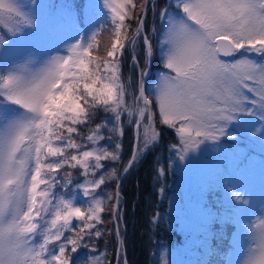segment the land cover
<instances>
[{"label":"snow or ice","instance_id":"obj_1","mask_svg":"<svg viewBox=\"0 0 264 264\" xmlns=\"http://www.w3.org/2000/svg\"><path fill=\"white\" fill-rule=\"evenodd\" d=\"M45 7L0 0V264H127L122 240L112 259L92 241L108 231L98 227L105 212L119 234V181L158 143V125L177 135V168L227 146L248 171L258 149V195L223 184L222 218L238 239L235 259L219 264H264V0L69 2L62 7L72 34L42 53L30 45ZM149 13L159 27L146 28ZM154 57L159 71L149 82ZM126 59L134 86L122 73ZM98 113L106 118L96 122ZM126 125L136 146L118 170L121 145L111 141ZM170 168L159 167L158 176ZM112 181L115 194L102 187ZM159 259L169 264L166 250Z\"/></svg>","mask_w":264,"mask_h":264},{"label":"rangeland","instance_id":"obj_2","mask_svg":"<svg viewBox=\"0 0 264 264\" xmlns=\"http://www.w3.org/2000/svg\"><path fill=\"white\" fill-rule=\"evenodd\" d=\"M41 2L47 7L41 10L40 30L33 37L30 47L46 53L61 46L60 40L72 34L71 20L62 6L69 2L76 3L78 0H41ZM156 26L159 27V21ZM25 51L23 46L17 48L13 58H19ZM154 76L156 77V74ZM240 147L245 148L244 145ZM226 148L225 152H210L194 159L190 164L181 163V168H177L174 164L173 187L169 198L170 222L172 230L184 235V239L180 247L167 251L169 264H210V262L219 264L221 261L226 262L230 257L235 259L233 245L238 237L234 224L222 218L228 212L227 195L223 184L228 180L233 183L238 182L239 186L255 190L258 195L259 155L257 149L256 160L252 162L250 170L246 171L243 155L230 147L226 146ZM248 152L249 149L245 148L244 155ZM215 222L221 225V233L217 231V237L229 235L227 244H212L213 229L207 231L205 229L208 226L213 227ZM232 225L234 229L230 234L227 231ZM118 235L120 238V229ZM247 243L241 241L240 251L246 250Z\"/></svg>","mask_w":264,"mask_h":264},{"label":"trees","instance_id":"obj_3","mask_svg":"<svg viewBox=\"0 0 264 264\" xmlns=\"http://www.w3.org/2000/svg\"><path fill=\"white\" fill-rule=\"evenodd\" d=\"M168 0H157L158 6H165L168 4ZM152 20V23H150ZM157 21H153L152 14L149 13L146 20V28L150 30L149 26L153 23L157 24ZM101 47L108 42V36L102 34L100 37ZM156 40L153 38V46L155 47ZM142 60V57H141ZM159 71L158 57H154L152 64L151 77L149 82L153 79L155 74ZM122 73L125 77H130L133 86L137 79V73L131 66L130 59L122 65ZM153 75V76H152ZM105 114L98 113L96 122L104 120ZM160 132L159 141L151 148L149 152H146L142 159L133 165L127 175L119 181V193L121 197V219L119 220V229L121 240L123 241L122 247L126 252L127 264H160L159 257L163 252L170 251L175 247H180L183 242L184 235L178 234L171 228V214L169 198L172 190V178L174 176V164H172V145L178 142L177 135L174 130L158 125ZM111 143H119L121 148L119 151L120 160L115 164V167L119 170L126 165L131 156L133 147L135 144V132L129 127H124L123 136L116 139L113 136ZM107 166V162H105ZM171 166L166 175L158 176V168L165 167L166 169ZM74 182H82L83 177L78 170H72ZM91 179V177H89ZM116 181H112L102 186L107 192L115 194ZM164 187V192L159 190ZM220 196V194H219ZM105 217H108L107 222L98 227L107 229L104 234L98 238L93 239L92 243L100 250L107 249V253L110 259L115 256L118 248L119 235L116 233L115 221L109 216L108 212L104 213ZM155 217V219H154ZM216 223V222H215ZM220 226L218 223L212 226H208L205 229H213L212 244L216 243L227 244L230 237L229 235H222L217 237L220 232ZM219 227V228H218ZM233 225L227 231L231 234L233 232ZM221 233V232H220ZM217 237V238H216ZM233 237V235H231ZM215 239V240H214ZM83 256L84 250L81 249L78 254ZM183 256V255H182ZM179 257V256H178ZM184 257V256H183ZM214 260V258H213ZM79 264V261L77 262Z\"/></svg>","mask_w":264,"mask_h":264},{"label":"water","instance_id":"obj_4","mask_svg":"<svg viewBox=\"0 0 264 264\" xmlns=\"http://www.w3.org/2000/svg\"><path fill=\"white\" fill-rule=\"evenodd\" d=\"M147 79H148V78H147ZM135 146H136V142H135V144H134L133 151H134ZM133 151H132V152H133ZM132 154H133V153H132ZM130 169H131V168H130ZM130 169H129V170H130ZM128 172H129V171H128ZM128 172H127V173H128ZM127 173H125V174L122 175V179L127 175ZM122 179H121V180H122ZM121 180H120V181H121ZM116 227H117V225H116Z\"/></svg>","mask_w":264,"mask_h":264}]
</instances>
